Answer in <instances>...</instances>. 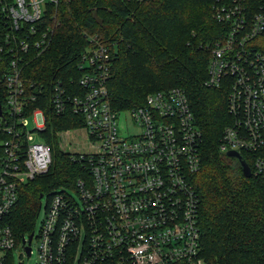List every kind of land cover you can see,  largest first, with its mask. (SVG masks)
Wrapping results in <instances>:
<instances>
[{"label": "built area", "instance_id": "obj_1", "mask_svg": "<svg viewBox=\"0 0 264 264\" xmlns=\"http://www.w3.org/2000/svg\"><path fill=\"white\" fill-rule=\"evenodd\" d=\"M57 2L0 0V264L22 242L7 220L21 186L53 162L45 133L50 109L69 113L74 125L54 129L55 138L88 175L75 179L76 196L62 188L44 204L40 198L39 229L22 242L31 255L36 240L35 264H204L192 180L202 162L201 130L184 89L154 90L134 107L114 109L107 98L113 51L91 36L72 90L56 78L48 93L24 68L48 45L49 8ZM213 17L224 32L211 44L204 83L227 87L230 116L219 148L246 152L251 172L264 175V0H217ZM120 112L138 129L121 132Z\"/></svg>", "mask_w": 264, "mask_h": 264}, {"label": "trees", "instance_id": "obj_2", "mask_svg": "<svg viewBox=\"0 0 264 264\" xmlns=\"http://www.w3.org/2000/svg\"><path fill=\"white\" fill-rule=\"evenodd\" d=\"M216 1L58 0L49 8L50 41L32 54L24 74L44 83L48 93L56 78L72 90L71 83L81 74L75 63L96 36L114 55L107 79V98L114 109L134 107L154 90L182 87L201 130L202 162L192 175L199 197V255L204 264H264V175L245 176L239 160L219 148L230 120L227 87L204 83L211 44L224 32L213 17ZM72 125L69 113L58 117L50 109L45 131ZM241 155L252 167L248 154ZM86 175V164L53 146L49 169L21 186L7 216L17 237L34 230L40 193L73 187L77 177ZM9 259L8 253L4 264H12Z\"/></svg>", "mask_w": 264, "mask_h": 264}, {"label": "rangeland", "instance_id": "obj_3", "mask_svg": "<svg viewBox=\"0 0 264 264\" xmlns=\"http://www.w3.org/2000/svg\"><path fill=\"white\" fill-rule=\"evenodd\" d=\"M33 125V121L32 118H29V127H32ZM118 128L121 132H123L124 134H129L130 132L137 130L138 127L135 124V122L132 120V118L126 113V112H120L118 113ZM47 134V137L50 139L51 138V144L53 146H57L58 148H61V144L57 141V139L55 138V134H54V130L50 131V132H45ZM32 135H33V139L34 140H41L40 139V135L36 130L32 131ZM66 151H69V146L67 144L64 145ZM65 188L67 189V191L71 192L73 195L76 196V193L74 191V189L72 187H55L52 188V191H55L57 189H62ZM48 194L44 193L41 197V202L44 204L48 198ZM43 217V206L42 208L39 210L38 214L36 215L35 218V224H34V232L35 234L37 233L38 229H39V225H40V221L41 218ZM28 233V232H27ZM26 233V235H27ZM35 239L32 240V254L31 255H27L26 252L23 249V245L22 242L20 240H17L15 246L8 252L9 256H10V262L12 264H35V260L37 258V251H36V245H35ZM8 258V256H7Z\"/></svg>", "mask_w": 264, "mask_h": 264}, {"label": "water", "instance_id": "obj_4", "mask_svg": "<svg viewBox=\"0 0 264 264\" xmlns=\"http://www.w3.org/2000/svg\"><path fill=\"white\" fill-rule=\"evenodd\" d=\"M226 154L228 156H234L236 157L238 160H239V163L241 165V169H242V172L245 176H250L251 175V168H250V165L248 164V162L242 157L241 153L238 152L237 150H234V149H228L226 150ZM39 197L41 198L42 197V193L39 194ZM38 208H39V205H38ZM38 211V210H37ZM32 234H33V231H30L28 234H27V242L29 243L30 242V239L32 237ZM21 240L22 242L25 241V237H24V234L21 235ZM25 249H26V252L28 253L29 250H30V246L27 244L25 245Z\"/></svg>", "mask_w": 264, "mask_h": 264}]
</instances>
